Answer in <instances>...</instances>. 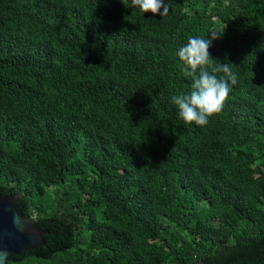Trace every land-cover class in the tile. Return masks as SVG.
Masks as SVG:
<instances>
[{"label":"trees","instance_id":"1","mask_svg":"<svg viewBox=\"0 0 264 264\" xmlns=\"http://www.w3.org/2000/svg\"><path fill=\"white\" fill-rule=\"evenodd\" d=\"M0 0V197L47 232L8 264H264V0ZM238 83L180 118L193 36Z\"/></svg>","mask_w":264,"mask_h":264},{"label":"clouds","instance_id":"2","mask_svg":"<svg viewBox=\"0 0 264 264\" xmlns=\"http://www.w3.org/2000/svg\"><path fill=\"white\" fill-rule=\"evenodd\" d=\"M139 8L142 13L164 17L169 14V3L164 0H129L128 5ZM222 32H212L207 38L193 36L179 48L176 55L182 61L184 77L191 78L190 91L171 97L181 119L186 123L205 126L210 117L219 114L232 90L238 83L233 65L212 58L209 48L213 40L220 39Z\"/></svg>","mask_w":264,"mask_h":264},{"label":"water","instance_id":"3","mask_svg":"<svg viewBox=\"0 0 264 264\" xmlns=\"http://www.w3.org/2000/svg\"><path fill=\"white\" fill-rule=\"evenodd\" d=\"M35 223L14 206V198L0 197V264H8L12 255H22L46 245L48 233L36 228Z\"/></svg>","mask_w":264,"mask_h":264}]
</instances>
